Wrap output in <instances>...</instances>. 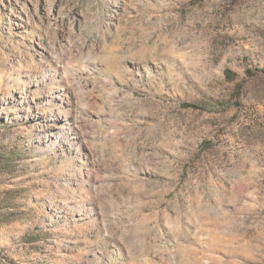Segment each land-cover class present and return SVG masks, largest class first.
Wrapping results in <instances>:
<instances>
[{
    "label": "rangeland",
    "instance_id": "374dc122",
    "mask_svg": "<svg viewBox=\"0 0 264 264\" xmlns=\"http://www.w3.org/2000/svg\"><path fill=\"white\" fill-rule=\"evenodd\" d=\"M0 264H264V0H0Z\"/></svg>",
    "mask_w": 264,
    "mask_h": 264
},
{
    "label": "bare ground",
    "instance_id": "6f19581e",
    "mask_svg": "<svg viewBox=\"0 0 264 264\" xmlns=\"http://www.w3.org/2000/svg\"><path fill=\"white\" fill-rule=\"evenodd\" d=\"M61 98V97H60Z\"/></svg>",
    "mask_w": 264,
    "mask_h": 264
}]
</instances>
